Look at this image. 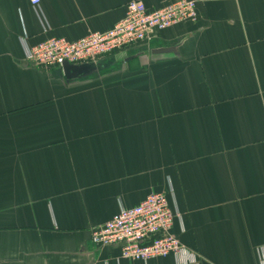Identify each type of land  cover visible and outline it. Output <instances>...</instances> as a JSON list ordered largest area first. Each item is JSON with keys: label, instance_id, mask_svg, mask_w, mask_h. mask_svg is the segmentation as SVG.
<instances>
[{"label": "crops", "instance_id": "obj_1", "mask_svg": "<svg viewBox=\"0 0 264 264\" xmlns=\"http://www.w3.org/2000/svg\"><path fill=\"white\" fill-rule=\"evenodd\" d=\"M133 1L181 0H41V17L0 0V264H264V0H191L196 22L70 77L24 57L22 39L110 31ZM154 193L189 255L93 244Z\"/></svg>", "mask_w": 264, "mask_h": 264}, {"label": "built area", "instance_id": "obj_2", "mask_svg": "<svg viewBox=\"0 0 264 264\" xmlns=\"http://www.w3.org/2000/svg\"><path fill=\"white\" fill-rule=\"evenodd\" d=\"M30 2L41 17V0ZM126 12V18L112 30L90 34L74 42L53 38L29 47L26 39H22L26 46L24 57L32 67L47 70L63 68L65 64H91L137 43H145L156 33L177 24L198 20L197 2L191 0H181L153 12L147 10L143 1H133ZM175 219L168 196L154 193L138 206L123 208L110 221L92 229V242L99 248L119 245L122 258L131 261L147 263L156 258L179 259L189 255V251L173 234Z\"/></svg>", "mask_w": 264, "mask_h": 264}, {"label": "water", "instance_id": "obj_3", "mask_svg": "<svg viewBox=\"0 0 264 264\" xmlns=\"http://www.w3.org/2000/svg\"><path fill=\"white\" fill-rule=\"evenodd\" d=\"M82 67L83 66H73V65L70 66V64H65L63 66V69H64L66 75L68 77H70L72 72L74 73V72L78 71L79 69H81Z\"/></svg>", "mask_w": 264, "mask_h": 264}]
</instances>
